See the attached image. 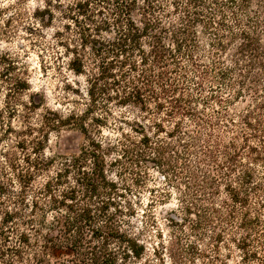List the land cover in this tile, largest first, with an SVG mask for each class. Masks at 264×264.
I'll return each mask as SVG.
<instances>
[{
    "label": "trees",
    "instance_id": "16d2710c",
    "mask_svg": "<svg viewBox=\"0 0 264 264\" xmlns=\"http://www.w3.org/2000/svg\"><path fill=\"white\" fill-rule=\"evenodd\" d=\"M64 2L43 0L34 17L51 20L56 10L67 21L71 36L57 41L61 63L84 77L88 103L66 123L86 139L68 155L44 153V131L34 139L33 157H23L18 188L12 185L13 201L30 214L4 209L1 234L7 242L8 232L15 238L3 264L139 259L144 245L124 226L141 203L129 193L145 182V172L135 171L142 161L165 171L171 183L188 173L196 197L211 203L201 219L217 224L216 241L231 242L242 264H264V0ZM14 84L29 88L20 76ZM240 101L248 103L236 108ZM111 104L139 114L133 122L124 119L128 128L118 127L116 137L97 138L91 128L106 125ZM62 122L55 117L44 125L55 129ZM187 123L190 131L183 129ZM111 155L109 166L119 171L110 174L129 176L131 183L107 174ZM191 160L200 177L189 168Z\"/></svg>",
    "mask_w": 264,
    "mask_h": 264
},
{
    "label": "rangeland",
    "instance_id": "374dc122",
    "mask_svg": "<svg viewBox=\"0 0 264 264\" xmlns=\"http://www.w3.org/2000/svg\"><path fill=\"white\" fill-rule=\"evenodd\" d=\"M42 7L43 0H0V185L3 187L0 191V218L4 209L17 210L21 217L30 214L25 206L13 201V192L18 188V173L26 167L23 157H33L34 139L40 137L42 131L47 134L44 137V153L47 155L75 153L86 139L79 129L66 123L71 113L79 114L88 103L84 77L72 73L65 61L61 63L62 48L57 41L61 37L68 40L71 36L64 28L67 21L56 10L51 20L44 15L39 21L34 14ZM46 23L51 24L47 27ZM19 76L27 80L28 89L17 90L14 81ZM246 103L248 101H240L235 107L241 108ZM111 107L114 113L107 118L106 125L97 130L91 128L97 138L116 137L118 127L128 128L123 120L133 122L139 114L131 106L119 109L111 104ZM55 117L62 119L63 124L55 126V129L44 125V121ZM192 128L193 124L189 123L183 127L185 131ZM185 138L183 135V140ZM22 144L25 148L20 146ZM112 159V155L106 157L108 175L114 170L119 171L109 166ZM191 161L189 168L200 177L201 171ZM135 171L142 175L145 172V182L129 196L133 200L139 197L141 203L136 204V214L124 228L140 240L144 250L139 259L131 258L127 264H219L221 259L226 264H242L240 251L231 242L224 247L223 243L216 241L217 224L211 225L201 219L204 209L210 210L211 203L202 200L204 196L196 197L200 192L186 176L188 173H184L180 183H171L165 171H159L151 162L142 161ZM117 173V177L110 174L111 178L123 183L126 177L131 183L129 176ZM42 180L40 177L37 181ZM162 191H167V194L160 198ZM209 214L212 215L211 212ZM48 220H51L50 214L47 215ZM18 221L15 218L13 223L7 224L13 226ZM17 228L27 230L20 224ZM1 233L0 264H3L5 247L14 241L15 234L8 232L11 237L7 242Z\"/></svg>",
    "mask_w": 264,
    "mask_h": 264
}]
</instances>
